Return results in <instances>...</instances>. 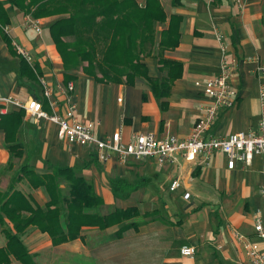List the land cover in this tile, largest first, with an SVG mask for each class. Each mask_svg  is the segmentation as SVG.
Masks as SVG:
<instances>
[{"label":"crops","instance_id":"obj_1","mask_svg":"<svg viewBox=\"0 0 264 264\" xmlns=\"http://www.w3.org/2000/svg\"><path fill=\"white\" fill-rule=\"evenodd\" d=\"M147 1L137 0L141 6ZM159 1L166 19L156 22L153 54L143 59L146 74L124 83L100 81L82 68L65 69L50 34V26L58 16L37 19L42 32L27 30L23 27L22 10L6 4L8 21L0 27V96L23 101L42 98L35 75L23 72L22 60L14 50L19 44L31 51V66L49 79L56 93L57 83H75L73 100L78 118L83 122L100 121V137L121 128L124 141L138 133L184 139L200 119L201 107L207 101L203 92L205 82L220 68L217 30L227 44L229 57L236 61L231 82L238 88L239 100L234 108L221 111L208 135L257 130L261 119L259 90L264 83V74L259 76L256 71L264 64V0ZM171 28L174 45L161 50L162 32ZM57 97L62 104L61 89ZM20 110L8 105L0 119V194L17 190L31 199L34 208L43 207L50 200L46 188H34L26 178L19 179L20 168L28 165L37 173L46 174L54 166H73L78 176L94 185L96 194L106 204H115V209L135 206L142 214H151L147 218L142 216L144 221L138 230L126 231L132 245L129 250L141 256L144 264H249L237 232L255 239L254 218L257 213L264 216L260 155H255L250 165L239 161L234 169L227 167L225 154L218 151L209 158L199 154L193 160L176 153L173 162L163 163L153 157L121 163L114 155L102 162L90 148L62 141L56 123ZM15 145L22 155L9 149ZM3 165L15 169L14 176L1 174ZM175 179L181 181V186L171 191ZM65 185L64 181L62 186ZM185 192H190L188 199L183 197ZM152 198H163L164 204H154L142 211L141 207L154 201ZM166 212L172 216H166ZM21 214L29 216L30 212ZM119 228L115 225L100 230L84 226L80 237L54 245L50 234L35 225L18 234L13 221L3 215L0 260L24 264L10 251L8 232L20 236L22 245L38 264H59L75 256L82 262L88 260L91 242L96 243V249L106 243L98 233L115 234ZM183 245H193L196 255L183 256ZM95 258L96 264H104L102 253L97 252Z\"/></svg>","mask_w":264,"mask_h":264},{"label":"trees","instance_id":"obj_2","mask_svg":"<svg viewBox=\"0 0 264 264\" xmlns=\"http://www.w3.org/2000/svg\"><path fill=\"white\" fill-rule=\"evenodd\" d=\"M6 4L18 7L35 19L60 16L51 24L50 33L65 69L82 68L104 82L124 83L136 75L146 74L143 59L153 54L156 22H165L166 19L159 0H148L145 6L139 5L137 0H0V27L8 21ZM171 32H174L172 28L162 32L161 50L174 45ZM5 37L11 42L6 33ZM14 50L22 60L23 72H30L40 81L39 70ZM69 82L67 80L65 85ZM45 108L50 110L47 100ZM20 111L26 112L25 109ZM4 116V113L0 114V119ZM9 149L17 156L22 155L17 150L18 145ZM19 173L18 178H26L32 187H45L50 200L45 206L34 208L31 199L20 191L0 194V222L3 215L7 216L18 234L29 225H35L50 234L54 245H59L80 237L84 226L105 230L122 224L115 233L121 237L131 228L138 230L141 222L135 218L151 215L148 212L142 214L135 206L116 208L107 214L89 211L103 206L105 200L96 194L90 181L76 174L73 166H54L52 172L39 174L24 165ZM64 181L66 185L63 187ZM23 211H29L30 215L22 216ZM124 221L127 224H123ZM7 236L10 251L24 264H38L22 245L20 236L10 232ZM0 264H10V261L0 260Z\"/></svg>","mask_w":264,"mask_h":264},{"label":"built area","instance_id":"obj_3","mask_svg":"<svg viewBox=\"0 0 264 264\" xmlns=\"http://www.w3.org/2000/svg\"><path fill=\"white\" fill-rule=\"evenodd\" d=\"M28 23L35 30H41L38 20L32 19V16L28 18ZM215 31L221 51L220 68L218 73L207 79L204 84L203 92L207 96V101L201 107L200 119L187 138L181 139L175 135L157 138L151 133H138L129 141H124L121 128L110 136L102 138L97 133L100 121L83 122L78 118V107L73 100L75 83L70 81L63 85L61 88L62 104H59L54 87L44 76L39 77L42 86L41 99L32 97L23 101L13 96H0V114L6 112L8 105H14L25 109L28 114L37 119L43 118L56 123L59 127L58 136L62 141L90 148L102 162L114 155L121 163H126L131 159L141 160L149 157L156 158L158 162L163 163L173 162V156L176 153H181L187 160H193L199 154H204L206 158H209L218 151L225 154L229 169H234L239 161L244 165H250L253 157L260 155L264 177V83H261L259 90L261 119L257 130L235 132L228 136L208 135L221 111L234 108L239 100L238 88L231 82L236 69V61L229 57L228 47L222 34ZM16 50L18 54L32 63L33 57L27 48L16 44ZM256 71L259 76H262L264 64L259 65ZM46 100L50 111L45 108ZM180 186L181 181L175 179L170 185V190L177 191ZM260 194L264 200V183ZM183 197L188 199L190 192H185ZM254 228L255 239L248 238L241 232L237 234L244 243L249 264H264V216L261 213H257L254 218ZM180 251L183 256L193 257L197 250L193 245H183Z\"/></svg>","mask_w":264,"mask_h":264},{"label":"rangeland","instance_id":"obj_4","mask_svg":"<svg viewBox=\"0 0 264 264\" xmlns=\"http://www.w3.org/2000/svg\"><path fill=\"white\" fill-rule=\"evenodd\" d=\"M20 12H21V14H23V18H22L23 19L22 20L23 27L25 29H27V30L28 29L35 30L34 27H31L29 25V23H28V17H27L28 15L24 14L22 11H20ZM56 16H58V15H56ZM59 17L60 16H58V18ZM39 26L42 28L41 24H39ZM36 32H42V29H41V31H37L36 30ZM156 37H157V33L155 35V41H154L152 46H154L155 43L157 42ZM66 40L67 41H71L72 39L71 38H66ZM53 43L55 45L54 41H53ZM55 47H56V45H55ZM56 49H57V47H56ZM57 51H58V49H57ZM59 54H60V52H59ZM31 55H32V53H31ZM60 56H61V54H60ZM32 57H33V55H32ZM59 85H60L59 83H57V85H56L57 86V90H56L57 93L55 92L56 97H57V95L59 93V90L63 87L62 84H61V86H59ZM37 87L39 88L40 92L42 93V86H41L40 81H38ZM57 98H59V97H57ZM17 165H18V163L16 164V167H17ZM2 167H4V168L1 170V174L4 173V175L8 174V175L14 176L13 172L15 171V169L13 170L12 168H10L7 165H3V166H1V168ZM16 182L17 181H15V184H16ZM169 195H173V193L169 192ZM110 203H111V201H110ZM154 204H164L163 203V198L155 199L148 206L141 207V210L144 211L145 208H147V207H153ZM114 209H115V204L111 203V205H110V204H106L105 203L103 206L91 208V209H89V211L98 212V213H101V214H107L109 212H112ZM166 216H170L171 217L172 213L166 212ZM134 220H138L139 222L142 223L144 221V218L142 216H140V217L135 218ZM123 224H127V221H124ZM116 225L120 226L122 224H116ZM113 226H115V225H113ZM98 236L101 239H104L106 243L104 244V246H100V247H98V249H96V243L95 242H91L90 246H91L92 250H91V255L88 257V260L82 262L81 259L78 256L77 257L75 256V257H72V258H70L68 260L62 261L59 264H81V263L96 264L95 256H96L97 252L103 254V256H104V264H144L143 261L141 260V256H138V255L136 256L135 255L136 253H134L132 250L131 251L129 250L132 247V245H130L129 242L127 241V237L129 235L127 234L126 231L122 234L121 237H117L115 234H110V233H107V232L106 233L105 232L104 233H98ZM128 254H131V255H128Z\"/></svg>","mask_w":264,"mask_h":264}]
</instances>
